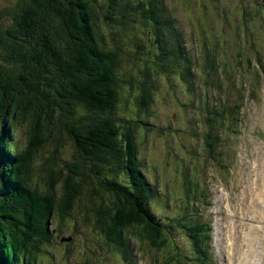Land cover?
Listing matches in <instances>:
<instances>
[{"label": "trees", "instance_id": "1", "mask_svg": "<svg viewBox=\"0 0 264 264\" xmlns=\"http://www.w3.org/2000/svg\"><path fill=\"white\" fill-rule=\"evenodd\" d=\"M182 42L161 0H13L0 10V264H34L38 245L71 231L63 222L95 231L116 263L133 264V238L139 250L163 253L154 264H216L210 223L185 205L165 224L151 208L135 141L153 130L160 78L195 91ZM202 74L214 92V73ZM198 107L205 161L216 163L223 124H238L241 106L219 96ZM60 127L72 159L64 170L49 164L39 184L34 154Z\"/></svg>", "mask_w": 264, "mask_h": 264}, {"label": "rangeland", "instance_id": "2", "mask_svg": "<svg viewBox=\"0 0 264 264\" xmlns=\"http://www.w3.org/2000/svg\"><path fill=\"white\" fill-rule=\"evenodd\" d=\"M161 1L181 30L183 48L192 59L196 86L189 93L174 81L167 83L160 78L150 105L152 118L148 125L153 130L136 137L141 169L152 190L151 208L165 224L179 215L185 205L186 215L198 213L202 221L210 223L211 255L216 264H264L263 244L257 235H252V225L242 215L250 171L258 159V148L264 150V0ZM12 3L13 0H0V10ZM123 39L128 43L133 37ZM247 59L254 62L251 67ZM122 64L130 68L127 59L123 58ZM205 70L214 73V92L203 86ZM217 76L221 77L219 81ZM217 85L222 91L218 95ZM219 96L238 100L239 123L228 120L223 124L217 148L220 156L214 157L216 163L206 162L208 155L202 147L208 122L204 121L205 114L198 111V104L207 101L213 105ZM196 97L200 99L192 100ZM127 111L128 106L122 113L128 116ZM198 119L200 122L194 123ZM50 140L32 161V176L39 175V184L49 164L54 171L64 170L63 163L72 159L73 150L63 127L56 128ZM63 225L71 231L63 230L58 239L52 237L49 244L38 245L40 252L34 264H125L108 256L110 247L95 231L70 222ZM75 227L76 232H72ZM173 236L187 248L180 234ZM62 237L73 239L67 246L60 242ZM248 240L254 253L251 260L245 261ZM234 245L243 249V255H236ZM131 246L136 256L133 264H154L163 258L160 251L139 250L134 240ZM92 249L98 254L89 258Z\"/></svg>", "mask_w": 264, "mask_h": 264}, {"label": "bare ground", "instance_id": "3", "mask_svg": "<svg viewBox=\"0 0 264 264\" xmlns=\"http://www.w3.org/2000/svg\"><path fill=\"white\" fill-rule=\"evenodd\" d=\"M258 149H259L258 159L255 163L254 169L250 171V180H253V182L251 183L249 180L248 185L246 186L244 191V196L242 201L244 208L242 215L247 219L248 225L249 226L252 225V228H254V229L251 228L250 232H252V235L258 236L259 243L263 244L261 245L263 248L262 251H264V150H260V148ZM247 233H249V231ZM247 242H248L247 251L244 254L245 261L251 260L254 253L253 251L250 250L251 249L250 240H248ZM234 246H236L235 248L236 255L239 254L243 255V249L239 245H234ZM262 262H264V260H262Z\"/></svg>", "mask_w": 264, "mask_h": 264}, {"label": "water", "instance_id": "4", "mask_svg": "<svg viewBox=\"0 0 264 264\" xmlns=\"http://www.w3.org/2000/svg\"><path fill=\"white\" fill-rule=\"evenodd\" d=\"M62 241H67L68 242V241H70V239H66V240H62Z\"/></svg>", "mask_w": 264, "mask_h": 264}]
</instances>
